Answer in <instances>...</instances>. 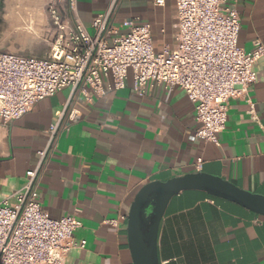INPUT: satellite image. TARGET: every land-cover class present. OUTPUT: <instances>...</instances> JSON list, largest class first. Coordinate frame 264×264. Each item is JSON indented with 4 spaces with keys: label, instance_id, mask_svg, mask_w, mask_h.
<instances>
[{
    "label": "crops",
    "instance_id": "0c3cea01",
    "mask_svg": "<svg viewBox=\"0 0 264 264\" xmlns=\"http://www.w3.org/2000/svg\"><path fill=\"white\" fill-rule=\"evenodd\" d=\"M110 1L76 0L75 14L68 0H0V50L44 57L55 31L53 3L92 32L93 19ZM229 3L241 18L239 46L251 51L256 41L264 45V0ZM135 18L151 25L156 51L177 43L175 0H166L164 7L153 0H122L115 25ZM255 72L258 79L249 94L231 100L219 144L196 138L194 107L179 88L149 87L140 96L129 80L124 90L92 103L73 98L72 89L36 103L21 119L0 124V203L27 183L51 127L73 99L79 119L58 135L39 177V202L52 219L72 216L82 222L74 239L85 246L72 249L67 264H134L128 215L146 184L200 172L264 196V57ZM114 220L118 226L109 224ZM158 259L160 264H264V216L203 190L182 191L163 212Z\"/></svg>",
    "mask_w": 264,
    "mask_h": 264
},
{
    "label": "built area",
    "instance_id": "2783aa9c",
    "mask_svg": "<svg viewBox=\"0 0 264 264\" xmlns=\"http://www.w3.org/2000/svg\"><path fill=\"white\" fill-rule=\"evenodd\" d=\"M122 0H111L92 21V32L74 16L69 20L56 2L50 6L55 28L49 53L27 56L0 50V124L21 119L32 107L65 89L92 103L107 92L121 91L131 80L140 96L147 88L183 90L195 110L196 138L219 144L227 126L230 102L245 97L257 82L255 66L264 57L256 41L251 51L239 46L241 18L229 0H175L177 43L156 51L152 27L138 18L115 25ZM164 7L166 0H153ZM76 14V0H68ZM67 103L50 129L47 146L39 152L27 183L0 203V264H67L72 249L84 248L74 233L82 227L76 217L52 219L39 202L41 172L57 147L60 131L79 119ZM250 113L255 108L251 105ZM202 159L197 162L200 170ZM109 224L118 226V221Z\"/></svg>",
    "mask_w": 264,
    "mask_h": 264
},
{
    "label": "water",
    "instance_id": "95a60500",
    "mask_svg": "<svg viewBox=\"0 0 264 264\" xmlns=\"http://www.w3.org/2000/svg\"><path fill=\"white\" fill-rule=\"evenodd\" d=\"M191 189L206 191L264 216V196L241 189L221 177L199 172L166 182H150L137 193L128 215L129 249L134 264H160L158 234L165 207L173 196Z\"/></svg>",
    "mask_w": 264,
    "mask_h": 264
},
{
    "label": "rangeland",
    "instance_id": "374dc122",
    "mask_svg": "<svg viewBox=\"0 0 264 264\" xmlns=\"http://www.w3.org/2000/svg\"><path fill=\"white\" fill-rule=\"evenodd\" d=\"M22 55H29V56H39V54L35 53V54H28V53H22Z\"/></svg>",
    "mask_w": 264,
    "mask_h": 264
},
{
    "label": "flooded vegetation",
    "instance_id": "af4514ba",
    "mask_svg": "<svg viewBox=\"0 0 264 264\" xmlns=\"http://www.w3.org/2000/svg\"><path fill=\"white\" fill-rule=\"evenodd\" d=\"M149 212H150V210H149Z\"/></svg>",
    "mask_w": 264,
    "mask_h": 264
}]
</instances>
